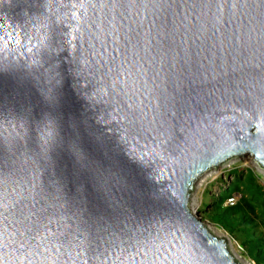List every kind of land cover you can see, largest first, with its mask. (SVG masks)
Wrapping results in <instances>:
<instances>
[{
	"label": "water",
	"instance_id": "obj_1",
	"mask_svg": "<svg viewBox=\"0 0 264 264\" xmlns=\"http://www.w3.org/2000/svg\"><path fill=\"white\" fill-rule=\"evenodd\" d=\"M244 156L264 0H0V264H239L188 203Z\"/></svg>",
	"mask_w": 264,
	"mask_h": 264
},
{
	"label": "trees",
	"instance_id": "obj_2",
	"mask_svg": "<svg viewBox=\"0 0 264 264\" xmlns=\"http://www.w3.org/2000/svg\"><path fill=\"white\" fill-rule=\"evenodd\" d=\"M229 182L201 206L203 218L226 232L254 264H264V185L250 169L234 168ZM202 218V219H203Z\"/></svg>",
	"mask_w": 264,
	"mask_h": 264
},
{
	"label": "rangeland",
	"instance_id": "obj_3",
	"mask_svg": "<svg viewBox=\"0 0 264 264\" xmlns=\"http://www.w3.org/2000/svg\"><path fill=\"white\" fill-rule=\"evenodd\" d=\"M234 168H238L239 170H252L257 175L260 182H262L264 185V171L257 166L250 156L231 159L218 168L207 171L198 179V181H196L189 196L188 207L191 213L203 222V225L207 231H209L216 238L223 239L226 242L228 251L236 260V262L239 264H254L244 256L242 250L238 246V242L235 239L231 238V236L214 225L208 219L203 218V210H201V206L204 204V202L208 201L206 191L209 190V195L216 194L218 192V188L220 187L219 180H221L223 183L229 182L228 172Z\"/></svg>",
	"mask_w": 264,
	"mask_h": 264
},
{
	"label": "snow or ice",
	"instance_id": "obj_4",
	"mask_svg": "<svg viewBox=\"0 0 264 264\" xmlns=\"http://www.w3.org/2000/svg\"><path fill=\"white\" fill-rule=\"evenodd\" d=\"M244 6H250V5H244ZM259 6H261V5H259Z\"/></svg>",
	"mask_w": 264,
	"mask_h": 264
},
{
	"label": "bare ground",
	"instance_id": "obj_5",
	"mask_svg": "<svg viewBox=\"0 0 264 264\" xmlns=\"http://www.w3.org/2000/svg\"><path fill=\"white\" fill-rule=\"evenodd\" d=\"M252 158V157H251ZM253 159V158H252Z\"/></svg>",
	"mask_w": 264,
	"mask_h": 264
}]
</instances>
